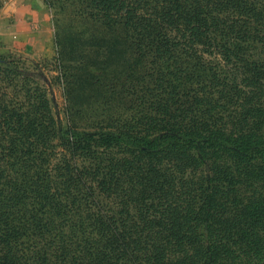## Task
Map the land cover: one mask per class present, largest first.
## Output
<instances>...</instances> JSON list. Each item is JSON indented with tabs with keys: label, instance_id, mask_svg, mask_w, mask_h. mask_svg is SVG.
I'll use <instances>...</instances> for the list:
<instances>
[{
	"label": "trees",
	"instance_id": "trees-1",
	"mask_svg": "<svg viewBox=\"0 0 264 264\" xmlns=\"http://www.w3.org/2000/svg\"><path fill=\"white\" fill-rule=\"evenodd\" d=\"M86 6L107 55L66 33L72 115L31 105L0 138V264H264V0ZM103 109L111 125L78 129Z\"/></svg>",
	"mask_w": 264,
	"mask_h": 264
},
{
	"label": "rangeland",
	"instance_id": "rangeland-1",
	"mask_svg": "<svg viewBox=\"0 0 264 264\" xmlns=\"http://www.w3.org/2000/svg\"><path fill=\"white\" fill-rule=\"evenodd\" d=\"M88 1L54 0L52 6L46 0H0V138L4 134L9 138L8 135L15 133L13 127L19 123L21 114L24 117L33 114L31 105L48 106L49 115L64 125L67 117L72 115V111L68 114V106L72 107V103L66 96V89L70 88L66 75L75 72L79 61L77 56L66 52L69 49L66 33L77 29L85 35V49L76 55L97 54L100 59L107 55L105 44L101 43L99 47L97 42L88 38L91 32L98 30L95 22L86 15ZM120 15L118 31L123 21ZM92 71L100 76L96 69L92 68ZM88 95L85 105H95L94 108L99 110L105 107L103 102L100 106L98 104L104 101L98 89H89ZM70 98L74 101V96ZM119 100V104L114 101V105L109 103V106L115 108V118L124 120L134 111L127 109L131 103L129 96H122ZM75 117L80 131L111 125L104 109L99 113L87 110ZM89 117H95V120L90 121ZM8 141L4 140L5 143ZM48 143L52 145V157L54 151L56 159L67 153L57 136ZM0 167L4 165L0 164Z\"/></svg>",
	"mask_w": 264,
	"mask_h": 264
}]
</instances>
